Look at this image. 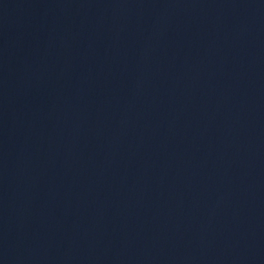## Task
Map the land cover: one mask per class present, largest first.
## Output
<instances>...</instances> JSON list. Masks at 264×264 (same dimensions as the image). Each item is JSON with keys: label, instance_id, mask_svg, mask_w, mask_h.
Masks as SVG:
<instances>
[{"label": "water", "instance_id": "1", "mask_svg": "<svg viewBox=\"0 0 264 264\" xmlns=\"http://www.w3.org/2000/svg\"><path fill=\"white\" fill-rule=\"evenodd\" d=\"M0 264H264V0H0Z\"/></svg>", "mask_w": 264, "mask_h": 264}]
</instances>
